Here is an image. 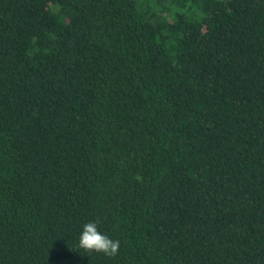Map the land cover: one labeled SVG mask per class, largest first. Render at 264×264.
I'll list each match as a JSON object with an SVG mask.
<instances>
[{
	"label": "trees",
	"instance_id": "1",
	"mask_svg": "<svg viewBox=\"0 0 264 264\" xmlns=\"http://www.w3.org/2000/svg\"><path fill=\"white\" fill-rule=\"evenodd\" d=\"M0 264H264V0H0Z\"/></svg>",
	"mask_w": 264,
	"mask_h": 264
},
{
	"label": "clouds",
	"instance_id": "2",
	"mask_svg": "<svg viewBox=\"0 0 264 264\" xmlns=\"http://www.w3.org/2000/svg\"><path fill=\"white\" fill-rule=\"evenodd\" d=\"M98 223V221H90L83 225L78 247L85 252L103 253L107 257H115L118 255L120 242L100 232Z\"/></svg>",
	"mask_w": 264,
	"mask_h": 264
}]
</instances>
